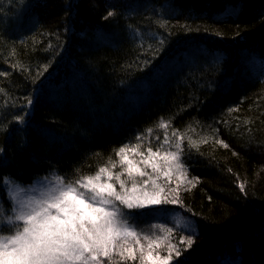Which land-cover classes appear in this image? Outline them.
Listing matches in <instances>:
<instances>
[{
  "label": "trees",
  "instance_id": "1",
  "mask_svg": "<svg viewBox=\"0 0 264 264\" xmlns=\"http://www.w3.org/2000/svg\"><path fill=\"white\" fill-rule=\"evenodd\" d=\"M0 72V177L72 179L137 135L155 150L177 130L198 182L135 226L161 235L151 225L179 214L198 235L174 261L264 264V0H0Z\"/></svg>",
  "mask_w": 264,
  "mask_h": 264
},
{
  "label": "snow or ice",
  "instance_id": "2",
  "mask_svg": "<svg viewBox=\"0 0 264 264\" xmlns=\"http://www.w3.org/2000/svg\"><path fill=\"white\" fill-rule=\"evenodd\" d=\"M114 15L110 10L104 19ZM221 60L217 58V63ZM33 102L29 98L27 105ZM13 120L24 124L25 116L16 115ZM168 126V122L159 123L160 128ZM172 135L174 141L166 135L155 150L150 145L141 150L144 135H137V143L113 150L116 161L109 157L107 165L89 174L77 168L72 179L54 174L25 188L0 177V188L11 193V207L0 210V264H185L174 261L173 253L181 257L195 244L198 226L194 221L177 214L171 227L151 225L161 235H150L134 224L140 217L169 211L161 206L183 207L181 187L198 182V178L189 179L182 160L183 135L177 130ZM189 145L197 147L191 139ZM173 178L174 187L170 186ZM239 188L246 193L243 182ZM174 230L187 233L180 238L184 248L169 242L168 254L162 255L159 249L171 240Z\"/></svg>",
  "mask_w": 264,
  "mask_h": 264
},
{
  "label": "rangeland",
  "instance_id": "3",
  "mask_svg": "<svg viewBox=\"0 0 264 264\" xmlns=\"http://www.w3.org/2000/svg\"><path fill=\"white\" fill-rule=\"evenodd\" d=\"M50 178H51V177H50ZM34 183H35V181H34L33 183H31L30 185H26V186H24V187L27 188V187L33 185ZM15 184H17V183H15ZM21 186H22V185H21ZM10 195H11V193H10V191L7 189V196H10ZM9 203H10V202H9ZM10 207H11V204H10L9 207H7L6 204H4V209L1 208V206H0V210H6V209H9Z\"/></svg>",
  "mask_w": 264,
  "mask_h": 264
}]
</instances>
